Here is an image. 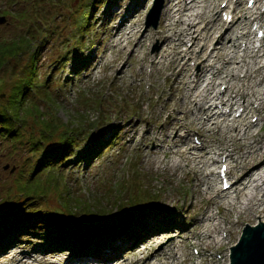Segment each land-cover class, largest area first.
<instances>
[{
	"label": "rangeland",
	"instance_id": "rangeland-1",
	"mask_svg": "<svg viewBox=\"0 0 264 264\" xmlns=\"http://www.w3.org/2000/svg\"><path fill=\"white\" fill-rule=\"evenodd\" d=\"M232 1L233 3H230L229 6L234 7L236 0ZM154 2L155 0H0V17L5 16L6 18L5 21H0V42H11L15 38H24L29 29L32 28V34L35 35L33 41L36 40V42L28 46L38 47V54L36 59L34 57V61H28L26 51L20 57L10 59L8 71H0V100L8 99L12 93V83L16 79V75L12 73L13 65L16 63V70H21L27 64L32 63L36 68L35 78L38 76L40 84L41 82L46 84L47 80L50 81L51 84L47 87V91L54 95L58 101V104L52 102L54 105L49 107L48 105L52 100L49 98L48 101L46 99L44 101L39 98L44 96V92L39 86L40 84L37 83L38 88L35 87L34 92H38H35L38 105L30 103L28 106L34 110H37L38 107V112L41 113V109L46 116H54L55 121L61 127L56 131V134L49 135L54 136V138L51 137L53 139L50 142L46 141V147H53L62 133L65 130H72L71 128L75 130L73 136L79 140L78 143L76 142L77 146L73 151L74 156L71 163L62 167L64 171L62 175H58L61 167L51 173L46 174L47 172H45L43 174L45 178L50 174V176H56L58 186L53 184L50 187L49 183L46 188H50V191L38 200L37 207L48 210V212H54L52 214L54 217L66 218H70L72 214L65 211L72 209L77 212L76 220H85L88 217L85 212L88 213L90 209L100 208V210L108 212L107 216L112 218L120 211V206L121 209L126 208V202H131L133 197H136L138 200L147 198L152 200V205L141 210L155 206L156 209H153L152 213H158L155 216H143L132 225L133 231H140L141 228L145 227L152 231L151 235H153L146 238L145 243L136 244L132 250L134 246L127 243L133 234L122 233V226L116 225L112 231L107 230L105 233L94 235L93 238L88 237L90 241L87 246L62 236L61 228H59L62 224L54 225L55 230L47 229V226H53L50 224L53 221L47 220L48 214L46 213L48 212L43 211L41 214L44 218L40 219V214H38L30 219L26 218L24 224L31 225L34 229L41 221L46 222L44 223L46 227H40L38 230L34 229L35 231L27 233H22L26 231L21 230L20 226L12 227L6 235L0 237V264H20L18 262L23 257L24 260L34 261L35 264L39 262L42 264H97L96 261L93 262L94 257L100 255V259H104L107 256L97 253L109 249L113 250L122 242L124 243L123 247L112 251L118 257L117 262H121L126 256L130 259L134 256L147 257L149 253L156 251L160 244L173 238H177L179 243L183 245L185 255L183 264L202 261V256L195 254L193 249L198 247L200 254H202L203 247L206 245L195 242L199 233L192 232L191 229H195L193 223H195L200 212H204L206 209L204 195L206 185L202 186L199 191L197 187L193 186L191 176H184L182 172L179 174L177 172V175L172 174L166 170L162 161L152 164L149 160L155 156L148 159L143 150L147 145L153 148V141L152 143L147 141L137 143L140 141V133H143L145 129L153 127V130H158L163 125L164 118L158 120V110L165 106L168 96L172 92L170 82L167 79L170 71L162 72L160 66L155 67L152 64L154 52H161L163 48L158 40V37L163 34L161 23L163 14L157 26H147ZM211 2L212 0H209L207 3L208 7L210 4L212 5ZM220 2L222 0L217 1L218 4ZM86 4L90 5L87 10L88 15L93 14V16L90 19L89 29L81 30L78 29L76 23L83 13V6ZM254 4L255 6L251 9L255 11V14L250 13L248 26L245 24L243 29V31L251 30L250 39H256L257 30L261 27L264 29V15H261L262 12L264 13V0L258 3L254 2ZM249 5V0H244L243 6L249 7ZM94 7L95 10H92ZM134 7L140 11L131 13V9ZM208 10L211 15L219 14L222 21H226L227 24L241 15L239 10L234 11L231 18L221 7L218 9L215 6ZM258 15H260V20L255 19ZM253 19L261 25L254 24V28H252L255 22ZM121 22L124 23V30L117 33L118 25ZM134 23L138 24L139 29L150 28V33H145L146 38H144L141 47H136L130 54L127 51L121 53L114 45L123 32L130 31ZM246 40H248L247 37L239 40L243 41L242 47L247 42ZM134 43L135 41H132L130 46H134ZM192 45V41L187 38L183 47L189 48ZM194 48L197 52L201 46L198 44ZM144 53L145 58L142 59ZM158 58L160 59V55ZM112 59L117 60V65L126 61L127 67L124 72L117 73L116 69L108 66ZM189 65L196 68L199 63L190 59ZM224 85H219V88L223 89ZM163 88L166 90L164 95L161 94ZM3 102L6 103V100ZM228 109L229 107H226V110ZM232 112L234 114L231 117L235 116L237 111ZM254 114L257 113L250 112L248 115L249 125H252L251 119ZM21 118L23 121L25 120L22 131L24 132L25 143L22 145L20 141L17 144L19 147H14L12 146L13 141L11 143L0 142V199L5 194L6 196L10 193L19 194L22 185L24 182L26 184L25 180L28 179L23 174L28 175L33 167L31 163L38 162L37 157L42 159L39 151L32 153L29 150L27 142L31 138L38 139V134L43 133L42 126L45 122L41 121L40 117V120L37 119L34 114L28 113L24 108ZM142 119L143 121H141ZM129 122L134 123V125L126 128ZM65 123L68 126H64ZM118 125L121 127H117ZM262 125L264 131V124ZM132 128L139 132L138 135L136 133L139 138L130 144V138L134 135ZM31 131L37 134L32 135V133L30 134ZM79 131L83 133L77 137L76 133ZM106 131L109 133L108 136H102V153H98L97 157L93 155L94 157L92 156L90 162L83 160L80 154L86 148L99 145L92 139L100 134L103 135ZM186 131L190 132L188 137L192 145H195L193 143L194 136H198L202 141H210L211 137H214L211 132L200 128L196 122H188L186 129L182 132L186 133ZM106 139H108L107 143L103 141ZM54 140L55 142H53ZM168 142L164 145L167 146ZM108 143H111V146ZM158 156L155 158H166L163 157L162 153H159ZM215 157L219 156L215 155ZM163 160H167V158ZM223 161L217 162L213 167L217 175V191L222 189L218 170H220L219 166ZM226 164L229 165V163ZM231 179H233L232 173ZM222 192L226 191L223 190ZM8 197L11 196L8 195ZM20 201H15L18 203L13 204L14 208H21ZM148 203L144 201L140 207L149 205ZM172 207L177 208L178 215L166 218L167 215H171L167 208ZM213 209L223 212L221 207L218 209L213 207ZM30 211H32V205L28 209V212ZM224 213L222 215H224L229 228L227 230L229 233L227 242L222 248L209 247L210 250L206 251L208 260L202 262L203 264H225L226 260H229L230 248L240 238L245 224H256L260 219L264 220V206L254 211L253 214L245 215L239 219L234 212L226 211ZM166 223L168 224L165 225ZM173 223L178 225V228H174L176 230L158 233V225H165V228H170ZM103 225L104 228L110 229L109 225L102 223L95 226L98 228V232ZM180 226L183 230H179L180 236H178ZM187 226L188 231H186ZM44 231L50 233L48 237L46 234L42 235L45 233ZM54 233H58L57 237H52ZM154 233L157 234L154 235ZM55 238L67 241L72 251H59L56 243L52 242ZM15 239L16 242H13ZM154 239H156L155 242ZM91 240L92 243H90ZM11 242L13 244H10ZM97 246H99V250L97 252L92 251ZM81 247L86 249L81 250ZM75 250L84 254L72 255ZM144 251L146 252L143 253ZM211 251L218 252L220 256L211 255ZM27 254H31L32 257L30 255L25 256ZM45 257L46 262L40 260V258L45 259ZM152 259L155 263L159 262L153 257ZM212 260L213 262H211Z\"/></svg>",
	"mask_w": 264,
	"mask_h": 264
},
{
	"label": "bare ground",
	"instance_id": "bare-ground-1",
	"mask_svg": "<svg viewBox=\"0 0 264 264\" xmlns=\"http://www.w3.org/2000/svg\"><path fill=\"white\" fill-rule=\"evenodd\" d=\"M217 1L212 0V5L208 7L209 0H167L165 8L162 6L163 34L158 37V40L163 48L161 52H154L152 64L155 67L160 66L162 72L170 71L167 79L172 92L165 106L158 110V120L164 118L163 125L158 130H153V127L145 129L143 133H140V141L137 142L140 144L144 141L150 143L153 141V148L147 145L143 150L148 159L158 156L159 153L167 158L163 160L166 158L154 157L149 160L152 164L162 161L166 170L172 174L177 175V172L178 174L182 172L184 176H191L193 186L199 191L206 185L204 191L206 209L200 212L193 223L195 229H191L192 232L199 233L195 242L206 247H203L202 254L200 251L198 253L202 256V261L193 264H203L202 262L208 260L206 251L210 250L209 247L222 248L226 244L229 228L222 215L225 214L224 212H234L239 219L253 214L264 206V131L262 128L264 124V40L261 48L253 46L252 39L249 37L251 30L243 31L245 24L249 21L250 13L255 14L251 6H243L244 0H236L234 7L229 6L233 3L232 0H222L219 4ZM260 1L255 0V3ZM212 6L218 9L221 7L229 16L238 10L241 15L227 24L226 21H222L219 14H209L208 9ZM226 8L228 10H225ZM139 11L136 7L131 9V13ZM261 15L264 13L262 12ZM159 18L160 16L158 20ZM255 19L260 20V15ZM150 24L147 23V26ZM123 25V22L118 25L117 33L124 30ZM146 32L150 33V28L139 29L138 24L134 23L130 31L123 32L114 46L119 49V52L127 51L130 54L136 47L142 46ZM245 37L248 40L242 47L243 41L239 40ZM187 38L193 45L184 48ZM132 41H135L134 46H130ZM198 44L201 48L196 52L194 47ZM144 58L145 53L142 59ZM190 59L197 61L198 67H191ZM108 66L116 69L117 73H122L127 63L124 61L117 65V60L112 59ZM223 84H225L223 89L219 88V85ZM165 92L163 88L161 94L164 95ZM237 105L239 106L235 109ZM226 107L230 108L229 112L225 109ZM232 111L240 113L231 117ZM250 112L257 113L252 116V125L248 124ZM188 122L198 123L200 128L211 132L214 137H211L210 141H202L194 136L195 145H192L188 137L190 132H182L186 129ZM131 125L134 123L129 122L126 128ZM132 130L134 135L130 138V144L139 138L136 136L139 132L135 128ZM108 133L104 132L103 136H108ZM196 140L202 143L201 147L197 146ZM167 142L168 145L165 146L164 143ZM215 155L220 158H216ZM221 161L223 162L219 169L223 163H229V169L225 173H230L228 179H231L232 173L233 179L230 180L231 186L227 190L222 187L217 191V175L213 167ZM220 173L222 174V171L218 170L219 178H221ZM221 184L223 185V180ZM223 190L226 192H222ZM213 207L217 209L221 207L223 212L214 211ZM167 209L171 215H167L166 218L178 215L176 207ZM157 214L146 213L143 216ZM170 228L174 229L175 226ZM180 229L183 230L181 226L178 231ZM179 233L180 231L177 233L178 236H180ZM179 242L177 238L169 239L147 257L134 256L130 259L126 256L123 257V261L113 264H183L185 255L183 245ZM210 254L220 256L218 252L211 251ZM28 255L32 257L31 254L25 256ZM152 257L159 262H153ZM23 258L18 263L35 264L34 261L30 262ZM40 260L47 261L46 257ZM228 262L229 260H226L225 264Z\"/></svg>",
	"mask_w": 264,
	"mask_h": 264
},
{
	"label": "trees",
	"instance_id": "trees-1",
	"mask_svg": "<svg viewBox=\"0 0 264 264\" xmlns=\"http://www.w3.org/2000/svg\"><path fill=\"white\" fill-rule=\"evenodd\" d=\"M97 1V0H95ZM103 2V1H101ZM88 4L84 5L82 9L83 13L80 15V18L77 19V25L78 29L86 30L90 27V19L92 18L93 14L88 15ZM95 10V7L92 9ZM90 14V13H89ZM32 28L29 29L28 34L24 38H15L11 42L2 41L0 42V71H8L9 65H10V59L20 57L21 54L25 53L28 56V61L32 60L34 61V57L36 59V55L38 54V47L33 48V46L29 47V44H33L36 42V40L33 41L34 36L31 31ZM41 46V45H39ZM16 63L12 67V73L16 75V79L12 83V93L8 97V99H1L0 100V142L4 143H11L13 141L14 147H19L17 144L21 141L20 144H24L25 137L23 136V127L25 125V120L23 121V118H21V113L23 112V108L28 112L34 114V116L37 117V119L45 122V124L42 126L43 133L38 134V139H29L28 145L29 150L32 153H41V158H38V162L31 163L33 166L30 171L28 172V175L25 173L24 176L28 177L26 181V184H24L21 187V191H19V194H8L11 197L4 195L2 199H0V237L3 235H6L12 227H21V230H25L26 232L35 231L34 229L38 230L40 227H46L44 223L41 222L40 224L36 225L34 229L31 227V225H25V220L30 219L32 217H35L36 215L40 214V219L44 218L42 216L41 212L45 211L48 212V210L40 209L38 206V200L42 197H44L47 192L50 191V188H46V186L49 185L50 187L54 184L58 186V178L56 176H50L47 175L46 178L43 176L45 172L51 173L52 171H55L59 167L58 175L63 174L62 167L64 165H67V163H71L73 156H74V149L75 146H77L76 142L78 143V138H75L73 136V128L72 130H65V132L62 133V136L57 140L59 142H55V145L51 148L46 147V141L50 142L54 136H49L50 134H56V131L61 128L59 124L55 121L54 116H46L44 111H41V113L37 110H34L32 108H28L30 103L34 105H38L36 103L37 101V91L34 92V88H38L36 85L37 83L40 84V80L36 76V68L34 65L27 64L23 69L16 70ZM17 71V72H16ZM10 72V71H9ZM51 84L50 81H46V84L41 82L39 85L43 89V95L40 96L42 100L46 99V101L49 100V98L52 100L49 107L54 104H58L57 98L54 97V95L50 94L47 91V87ZM45 85V86H44ZM43 86V87H42ZM38 98V99H39ZM3 100H6V103L3 102ZM45 101V100H44ZM54 104H53V103ZM28 103V104H27ZM41 108V106H40ZM40 117V118H39ZM64 126H68L67 123H65ZM65 128V127H63ZM68 129V128H67ZM83 130V129H82ZM35 135L37 133L31 131L30 134ZM83 132L79 131L76 133L77 137L81 136ZM85 134V133H84ZM102 136L99 135L94 137L92 139L93 141L99 143V145L94 146L93 148H86L82 154H80V157L83 160H86L87 162H90L92 158L98 153H102ZM53 137V138H51ZM105 141V140H103ZM94 142V143H95ZM59 145V146H58ZM92 145V144H91ZM111 145V143H110ZM102 150V151H101ZM94 155V156H93ZM93 156V157H92ZM95 156V157H96ZM65 167V166H64ZM23 178V176H21ZM3 196V195H2ZM8 197V198H7ZM22 199V201H20ZM153 199V198H152ZM15 201H20L21 208H14V203H18ZM144 201L149 202V205H146L144 207H140L141 204L144 203ZM152 200L145 199V200H138L136 197H133V201L126 202V208L119 207V212L115 215V217H109L105 210L98 209H90L89 212H85V214L88 215V217L80 220H76L77 212L73 211L72 209H68L65 212L71 213L72 215L70 218L66 217H54L52 214L54 212H48L47 220L51 222L50 224H53V226H47V229H54V225L62 224V226H59L61 228V235L64 237H68L69 239H72L74 242H81L82 245H89V241L91 237L93 238L94 235H99L100 233H105V231H112L116 225L122 226V233L124 234H133L134 236H137L138 233L136 231H133L132 228L135 221L142 218L144 214L146 213H152L153 209H156V207H150L146 210H141L142 208H146L150 205H152ZM141 202V203H140ZM128 204V205H127ZM32 205V211L28 212L29 207ZM126 215V217H124ZM39 222V220H37ZM37 222V223H38ZM105 223L109 225L110 229L104 228V225L99 228H96L95 226L98 224ZM21 224V225H20ZM106 226V225H105ZM53 227V228H52ZM55 230V229H54ZM97 230V231H96ZM45 233H42L49 236L48 231H44ZM59 232V231H58ZM23 233V232H22ZM58 233L52 234V237H57ZM63 238V237H59ZM16 240V239H15ZM52 240V239H50ZM53 242L56 243L58 249L65 248V245L68 243L67 241H62L60 239H53ZM60 246V247H59ZM70 247V246H68ZM67 247V248H68Z\"/></svg>",
	"mask_w": 264,
	"mask_h": 264
},
{
	"label": "water",
	"instance_id": "water-1",
	"mask_svg": "<svg viewBox=\"0 0 264 264\" xmlns=\"http://www.w3.org/2000/svg\"><path fill=\"white\" fill-rule=\"evenodd\" d=\"M164 0H156L148 22L157 26ZM5 16L0 21H5ZM228 264H264V220L246 223L238 241L231 247Z\"/></svg>",
	"mask_w": 264,
	"mask_h": 264
}]
</instances>
